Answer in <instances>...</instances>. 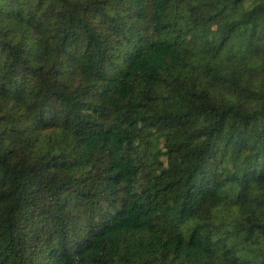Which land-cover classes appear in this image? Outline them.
<instances>
[{
    "label": "trees",
    "instance_id": "trees-1",
    "mask_svg": "<svg viewBox=\"0 0 264 264\" xmlns=\"http://www.w3.org/2000/svg\"><path fill=\"white\" fill-rule=\"evenodd\" d=\"M0 264H264V0H0Z\"/></svg>",
    "mask_w": 264,
    "mask_h": 264
}]
</instances>
